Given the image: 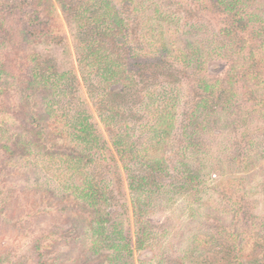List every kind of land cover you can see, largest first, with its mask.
Instances as JSON below:
<instances>
[{
  "label": "rangeland",
  "instance_id": "obj_1",
  "mask_svg": "<svg viewBox=\"0 0 264 264\" xmlns=\"http://www.w3.org/2000/svg\"><path fill=\"white\" fill-rule=\"evenodd\" d=\"M114 1L127 17L129 8L122 6L124 0ZM136 1L139 5L131 6L134 12L128 19L133 24V40H137L133 45L146 46L138 48L142 57L167 44L173 51L171 58L181 50L178 60L199 61L195 64L199 69L192 73L183 71L177 78L157 81L145 79L137 86L140 90L152 83L162 85L156 89L155 102L147 101L151 97L144 98L146 102L138 98L136 116L131 120L136 127L130 132L131 139H127L132 149L125 157L132 166L160 158L162 168H166L158 190L153 187L155 191L149 194L151 209L142 217L147 222L148 236L140 248L136 246L139 224L130 204L123 163L79 77L73 21L61 11L57 0H37L34 4L28 0L27 15L26 8L11 10L10 6L18 4L0 0V264H35L38 256L46 264H109L112 251L92 255L90 249L96 248L99 237L119 239L120 234L132 241V264H181L180 260L187 263L186 252L199 235L211 238L208 244L213 235L222 237L227 250L245 236L264 235V145L251 146L248 142L261 140L264 117L259 109L254 111V99L248 101L245 85L251 80L243 77L240 69L252 50L257 56L250 59L261 60L256 66L262 71L259 79H264V0L236 3V8L250 18V26L236 38L244 37L242 42L248 49L234 58L227 52L216 54L219 52L213 47L217 32L226 22L211 0H159L164 4L159 20L151 18L154 6L149 8L148 4H140L141 0ZM35 6L39 21L26 33L22 21L34 17L31 10ZM165 13L170 17L166 18ZM35 64L49 75L55 71L60 84L71 75L77 76L76 96L69 108L72 115L85 117L92 124L97 135L94 142L85 146L75 136L67 137L72 131L67 121H59L57 114L49 115L51 109H45L52 96L48 87L38 86L33 89L35 93L16 88L18 82L31 79ZM199 73L208 80L234 79L235 84L227 86L236 96L229 104L230 110L220 115L208 113L210 127L199 125L191 136L181 135L177 128L188 123L181 115L190 111L198 98L193 93V83ZM58 99L62 97H52V111L57 110ZM157 107L177 111V130L161 143L154 138V119L150 115ZM27 111L42 114L37 126L49 125L39 140L32 133L38 128L30 131L25 127ZM217 118L220 122L213 125ZM147 124L152 133L148 127L143 129ZM59 131L63 136L57 134ZM18 137L25 143L11 145ZM239 145L246 148L240 157L234 151ZM78 151L91 158L84 171L75 161L74 153ZM188 167V172L196 176L193 182L183 178ZM95 168L101 171L100 187L115 199L110 200L112 204H89L75 191L84 178L82 173L93 176ZM254 245L252 241L249 248ZM261 245H255L260 246L257 249L262 255L256 264H264Z\"/></svg>",
  "mask_w": 264,
  "mask_h": 264
},
{
  "label": "trees",
  "instance_id": "obj_2",
  "mask_svg": "<svg viewBox=\"0 0 264 264\" xmlns=\"http://www.w3.org/2000/svg\"><path fill=\"white\" fill-rule=\"evenodd\" d=\"M11 1H13V4L18 5L11 8V4H8L10 6L9 9L26 8L25 15L29 14V12H27L29 11V8H27L29 6L28 0H23L22 3H18L17 0H10V2ZM57 1L59 2L61 11L66 17L72 20L74 24L73 38L75 39V54L80 71L79 77L83 82L88 97L92 100L98 118L104 124L115 152L120 156V160L123 163L131 196L130 204L137 217V223L139 224V230L136 235V246L140 248L145 242V238L148 236L147 222H145L142 217L151 209L149 206L151 204L149 202V194L155 191L153 187H156L155 189L158 190L157 186H159L163 178L161 174H166V168H162V160L160 158H151L145 160L143 163H135V166H132V163L125 157V155L127 156V152H130L132 149L129 144H127L129 143L127 139H131L130 132L133 126L136 127V124L131 123V120L136 116L135 107L138 98L142 100L145 98L147 100L148 97H151L147 101L155 102L156 98L154 94L156 93V89L162 85L156 87L154 83H152L140 90L137 89V86L138 83H141L145 79L157 81V79L160 78H177L183 71L192 73L196 69H199L195 65L199 61L187 60V62H182V60H178L177 56L181 54V50L175 51L176 55L171 58L170 56L172 55L170 53L173 51L167 44H162L163 48H156L153 50L154 53H148L142 57L138 53V48H146V46H141L144 43L136 46L133 45L134 41L137 40H133L134 32L130 31V27L132 28L133 24L128 19L132 16L131 13L134 12L131 6L139 5L136 0H124L122 2V6L126 5L129 8L127 17L123 15L120 10V5L118 6L117 1L114 0ZM34 2H37V0H33V4ZM211 3L214 4L216 11L224 16L223 21L226 22V26L219 29L217 32L215 38L216 42L214 41L215 46L213 47L215 50H218L215 52H219L216 54L227 52L234 58L238 54L244 53L246 49H248L243 43L245 38H236H239V32H244L249 28L250 18L248 19V17H246L247 14L241 13L236 8L235 5L239 3V0H211ZM140 4H148L149 8L154 6L155 10L151 18L155 20L161 18L162 14L160 10H162L164 6L162 1L141 0ZM34 9L36 11L31 10L34 17H28L22 21L23 31L26 33H28L30 29H33L36 21H39V9L36 6ZM130 9H132V12ZM165 16L166 18L170 17L169 14L166 13ZM177 25L178 28H180V23ZM185 26L186 25H183V27ZM154 31L157 33L158 30L153 29V32ZM154 37L155 36H152V39H155ZM140 42L144 41L141 40ZM199 55H201V53ZM247 55L250 58L252 56H257L252 50H250ZM250 58H247L246 65L240 66L243 77L251 80L247 81L245 85L248 90L247 99L248 101L254 99V111L259 109V113L264 117V79H259L258 76L261 75L262 71L260 73L257 69L259 67L256 66L261 60L257 61L254 58ZM179 65L182 68L181 70H179ZM33 69L36 72L34 71L31 79L29 78L28 81L18 82L16 88L20 87L21 92L26 93V91H29L35 93L36 90L33 92V89L38 86L43 85L48 87L49 91L52 92V96L50 100L48 99V101H46L48 106L47 108L45 107V109H51L47 112L49 115L53 113L57 114V119H59V121H67L66 124L72 130L67 137L75 136V138L85 146L94 142L97 135L92 124L89 123L88 119L85 117H75V115H72L71 109L69 108L76 96V83H79L77 76L71 75L65 80V83L60 84L59 80L61 79L57 77L55 71L49 75L47 71L38 67V64H35ZM194 80L193 86L195 92L193 93L196 94L198 98L197 101L194 102L195 104H193L191 110L184 113L183 117L181 115V118L187 119L188 122L187 125L177 128L183 133L181 135L186 134L191 136L199 125L204 129L210 127L211 125L207 119L208 113L213 111V114L219 113L220 115L223 114L224 110H230L229 104L236 96L232 88L228 87L229 85L235 84V80L232 78L227 81L217 78L208 80L199 73ZM56 92L59 94H55ZM56 95L62 97L63 101H59L60 99H58V108L52 111L51 104L54 101L52 97ZM44 98L47 99L48 97L44 96ZM145 99L143 100L144 102H146ZM62 102L63 104L59 106ZM46 110H44V112ZM27 112L28 113L24 115L25 127L30 131H35L38 128L35 133H32L39 140L43 134L48 131L49 125H46L47 123L44 125L43 123L40 127L39 125L37 126V120L40 121L43 119L42 114L34 113L33 111ZM152 112H150V115H152L154 119L152 125L154 138L161 143L166 140L167 137H171L173 130L176 129L175 120H177V111L175 108L172 111V108L157 107L156 109H152ZM204 122L206 126H204ZM219 122L220 120H218V118L214 119L213 125ZM148 126L149 124L144 125L143 129ZM148 128L150 130L149 133H152L151 127ZM189 131L191 133L188 134L187 132ZM39 134H41V136ZM57 134L60 136L63 133L59 131ZM195 134H197V131ZM259 136L261 137L259 142L253 143L250 139L248 140L249 145L262 147L261 145H264V133H259ZM20 139L21 138L18 137L11 145H23L25 142ZM232 146L233 145H230V148ZM8 148L9 147L6 145L5 149L8 150ZM238 148H235L234 151L235 154L238 152V157H240L246 151V148H242L241 145H239ZM86 149H88V147H86ZM86 149L83 148L82 150ZM74 154L76 155L75 161L84 171L88 163L91 162V158L84 153V151H78ZM135 158L136 157H133L134 160ZM189 168L190 167L183 171V178L189 182H193L196 176H194L192 172H188ZM92 171L94 172L93 176H91L89 172L86 173V175L82 173L84 178H81V185L75 190L78 192L79 198L89 204L97 206H104L106 203L109 204L110 200L114 201L115 199L109 196L111 193L108 192L107 189L102 190L101 188L103 180L100 175L101 171L98 168ZM208 239L211 238L203 235L197 236L192 241L191 249L189 248L186 252L187 256H184L187 263L180 260L181 264H256L258 257L260 258V256H262L260 249H257L260 248V246L255 247V245L261 243L264 247V235L245 236V238L240 240L239 244H234L233 247L230 246L228 250L225 248L226 246H224L226 243H223L224 240L222 237L213 235V241L209 244L207 243ZM234 239L237 242V238L234 237ZM252 241L253 244H255V250L254 248H249ZM95 246L96 248L90 249L93 253L92 255L100 254L105 251H112V254H110L107 259L109 264H132L130 257H132L133 249L132 241L129 237H125L122 234H120L119 239L116 237L101 236L99 237V241H96L94 247ZM34 262L35 264H46L44 261H41L40 256L35 257Z\"/></svg>",
  "mask_w": 264,
  "mask_h": 264
}]
</instances>
